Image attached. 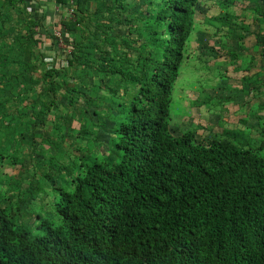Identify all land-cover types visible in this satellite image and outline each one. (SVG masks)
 <instances>
[{"label": "trees", "instance_id": "16d2710c", "mask_svg": "<svg viewBox=\"0 0 264 264\" xmlns=\"http://www.w3.org/2000/svg\"><path fill=\"white\" fill-rule=\"evenodd\" d=\"M88 1L94 4L89 16L84 7L69 5L65 13L78 15L63 22L59 36L43 23V35L68 42L64 65L60 51L51 59H45L49 53L41 47L33 51L40 42L33 19L25 18V33L5 30L10 22L4 19L6 7L20 3L29 10L27 0L0 5V34L17 45L0 57V97L13 88L22 90L28 81L36 95L29 124L50 112L65 122L58 115L61 107L79 101L108 102L106 111L113 116L102 124L110 126L109 148L93 158L76 155L78 167L66 168V186L58 184V172L43 174L46 191H57L52 202L57 219L37 211L36 233L15 224L18 207L1 202L0 186V264H264V155L258 152L264 149L262 108L241 116L234 127L220 126L221 132L206 142L197 141L198 126L179 132L171 126L174 85L200 0ZM223 21L232 24L227 17ZM220 37L225 45L243 35L228 31ZM256 42L264 59L263 33ZM5 45L8 39L0 49ZM239 51L229 49L231 61L239 59ZM8 64L16 67L14 73ZM34 69L40 77H27ZM239 70L248 73V63L237 65ZM261 75H243L247 94L264 91ZM60 98L65 103L59 108ZM17 110L10 121L26 113ZM88 110L75 107L73 112L83 119ZM104 112L103 107L93 109L95 115ZM250 117L257 119L252 126L261 136L255 148L245 143L251 137L245 127ZM2 132L8 141H0V162L19 143L11 122L0 124Z\"/></svg>", "mask_w": 264, "mask_h": 264}, {"label": "rangeland", "instance_id": "374dc122", "mask_svg": "<svg viewBox=\"0 0 264 264\" xmlns=\"http://www.w3.org/2000/svg\"><path fill=\"white\" fill-rule=\"evenodd\" d=\"M63 1L65 0H27L29 10H23L20 3H17V6L15 5L12 9L7 6L4 10V14H6L4 19H10V22L5 25V30L9 31L11 28L13 31L18 30L25 33V18L33 19L36 21V26L33 27L34 37L40 39L38 46H34L33 51L37 53L38 48L41 47V50L49 53L45 59H51L54 53L60 51L61 64L64 65V52L69 51V44L64 39L62 42L56 43L50 36L43 35V23L47 28H49L48 24H51V33L55 32L56 35H59V32H63L60 30L63 22L74 21L78 15V13H65L69 5L75 7V10L84 7L85 10H88L84 14L89 16L92 14L90 11L94 10V4L88 0H67V5L63 6L61 5ZM0 5L3 8L6 6L3 5V0H0ZM1 26L0 22V28ZM202 28L195 25L188 38L187 55L182 61L180 74L174 85L171 126L175 132L192 129L193 125L198 126L195 131L197 141L206 142L213 133L221 132L222 127H234L241 116L247 115L259 107L262 110L258 112V115L264 116V91L247 94L249 85L243 80V75H253L257 72L262 74L257 78L264 80V65L261 66L262 60L259 56L256 59L255 54L251 51L250 53L241 50L243 42L240 39H228L225 46L218 49L219 36L200 31ZM112 33H116V30H113ZM3 36V33L0 34V46L7 43V39L10 45H5V48L0 49V57H4L5 53L8 55L9 50L14 52L17 48V45L12 43L10 36H6L7 38ZM22 45L24 44L21 43L18 47ZM229 49L232 51L240 49L241 51L238 53L247 58L244 59L240 55L236 62L233 60L232 62L228 53ZM18 50L20 51V49ZM249 56L253 57L250 62H248ZM37 57L40 56L37 55ZM244 61L248 62V73L243 70L236 71L237 65L243 64ZM8 68V71L12 73L16 70V67L10 64H8ZM31 75L40 77L41 71L34 69L31 73L26 74L27 77ZM27 83L28 81H26ZM26 84L22 90L18 91L16 88L15 91L13 88V92H7L0 97V124L11 122V128L18 134L17 139H19L18 145L12 147L13 152L6 153L5 158L0 162V186L3 191L1 202L9 203L13 207L17 206V213L13 216L15 224H22L36 233L38 231L35 219L37 211H42L45 216L57 219L52 204L57 199V191L52 192V189L51 192L50 190L46 191L49 189L47 186L49 183L43 179V174L58 172V184L66 186V181L69 179L66 168L73 170L76 166L78 167L76 155L93 158L99 149L104 151L109 148L107 140L110 133L106 128L110 126L102 124L109 123L111 116L106 111V107L110 105L108 102L101 106H94L79 101L62 108L61 105L65 103V99L60 98V104L55 106L61 107V112H58V115L65 116V122H61V120L57 122V116L50 112L46 116L43 115L41 119H36L34 124H29V120L34 121L32 100L36 95L33 88ZM14 91L16 97L13 96ZM86 106H89V110L83 114L86 118L82 119L80 113V118H78V112L74 113L73 109ZM97 107H103L105 112L99 115L93 114V109ZM16 110L26 113L23 117H18V121H10L11 115ZM112 113L116 115L115 110ZM255 120L257 119L255 118ZM255 120L250 117L245 126L251 134L250 141L245 143L250 144L252 148L261 143L260 130L252 126V121L255 122ZM95 123L102 126H95ZM98 127L100 128L96 130ZM22 132L25 133L24 137L20 136ZM7 136L4 132L0 133V141L7 142ZM258 152L260 155H264V149Z\"/></svg>", "mask_w": 264, "mask_h": 264}, {"label": "crops", "instance_id": "0c3cea01", "mask_svg": "<svg viewBox=\"0 0 264 264\" xmlns=\"http://www.w3.org/2000/svg\"><path fill=\"white\" fill-rule=\"evenodd\" d=\"M260 10H264V0H200L195 14V25L203 27L200 31L219 36L218 49L225 46L222 43L223 38L220 37L222 34L229 31L243 35L242 49L254 53L256 59L259 56L263 66L264 61L260 53L262 46L256 42V35L264 34V17ZM226 17L232 19V24L223 21ZM212 18L214 19L211 20ZM231 25L235 29H231Z\"/></svg>", "mask_w": 264, "mask_h": 264}, {"label": "built area", "instance_id": "2783aa9c", "mask_svg": "<svg viewBox=\"0 0 264 264\" xmlns=\"http://www.w3.org/2000/svg\"><path fill=\"white\" fill-rule=\"evenodd\" d=\"M72 9H69V11H71ZM59 36V35H58Z\"/></svg>", "mask_w": 264, "mask_h": 264}]
</instances>
